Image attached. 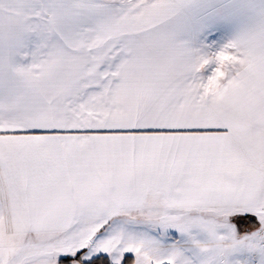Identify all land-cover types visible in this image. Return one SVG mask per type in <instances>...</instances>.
<instances>
[{
	"label": "snow or ice",
	"instance_id": "obj_1",
	"mask_svg": "<svg viewBox=\"0 0 264 264\" xmlns=\"http://www.w3.org/2000/svg\"><path fill=\"white\" fill-rule=\"evenodd\" d=\"M0 264H264V0H0Z\"/></svg>",
	"mask_w": 264,
	"mask_h": 264
}]
</instances>
